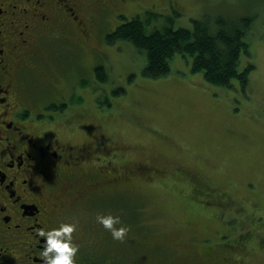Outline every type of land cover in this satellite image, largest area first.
<instances>
[{
  "label": "rangeland",
  "instance_id": "374dc122",
  "mask_svg": "<svg viewBox=\"0 0 264 264\" xmlns=\"http://www.w3.org/2000/svg\"><path fill=\"white\" fill-rule=\"evenodd\" d=\"M242 7L254 17L255 68L245 93L206 83L181 54L174 55L167 74L149 78L143 73L144 54L126 41L109 47L107 57L78 59L83 77H75L72 91L77 100L83 94L84 104L72 108L91 110L74 130L75 139L110 141L117 164L121 159L126 166L144 167L126 186L128 207L136 204L143 225L160 239L177 241L170 251L187 255L181 258L207 234L222 242H246L236 257L264 264V13L258 15L264 0H127L123 9L125 17L149 15L158 27L170 21L191 27L193 18L205 14L243 15ZM121 18L107 21L105 29L112 30ZM96 64L103 65L105 81H97ZM54 82L69 93L67 81ZM37 84L41 108L50 88ZM247 230L250 238L239 239Z\"/></svg>",
  "mask_w": 264,
  "mask_h": 264
},
{
  "label": "flooded vegetation",
  "instance_id": "af4514ba",
  "mask_svg": "<svg viewBox=\"0 0 264 264\" xmlns=\"http://www.w3.org/2000/svg\"><path fill=\"white\" fill-rule=\"evenodd\" d=\"M126 5L127 0H0V264H41V229L76 220L77 264H125L96 214L105 213L109 200L122 201L132 175L144 167H127L121 159L117 164V151L76 140L78 122L67 115L77 104L69 99L75 77L82 78L79 57L110 55L115 44L106 37L105 23L123 16ZM57 78L67 81V95L57 89ZM38 80L50 88L41 108ZM120 210L127 215L126 207ZM217 242L200 247L208 253H201L199 264H241ZM175 244L164 239L148 246L152 251L138 253L139 264L163 256L167 264L176 261L169 250Z\"/></svg>",
  "mask_w": 264,
  "mask_h": 264
},
{
  "label": "trees",
  "instance_id": "16d2710c",
  "mask_svg": "<svg viewBox=\"0 0 264 264\" xmlns=\"http://www.w3.org/2000/svg\"><path fill=\"white\" fill-rule=\"evenodd\" d=\"M138 6H140V4ZM246 6L251 7L250 2H248ZM247 7H242V9H244L242 12H245V14L239 16L232 17L222 14H205L200 18H193L191 27H174L171 21L167 25L165 24L158 27L153 25V21L150 19L149 15L141 16L137 13L131 17L121 15L122 18L120 23L110 30L106 37L111 44L126 41L137 51L142 52L145 58L143 73L149 78H158L167 74L170 70V63L174 55L181 54L190 59V70L192 72L200 73L206 83L221 88L240 90L242 93H245L250 82V73L255 68L252 60L253 53L251 52L250 47L251 42H253L252 34L254 31L252 29L254 28V17L253 14H249L250 11L248 9H245ZM231 8L233 7L231 6ZM250 10L252 12H257L251 8ZM258 13V15L263 16L264 12L258 11ZM110 55L112 54L110 53ZM242 56L243 58H245V56L247 58L242 66H240ZM94 70L98 82L106 80L107 76L102 64H97L94 67ZM80 80L81 85L85 86L87 81ZM69 100L72 103L82 104L81 100H77L73 94ZM63 105L65 106V103H63ZM88 109L89 108H81L78 110L71 109L73 112L71 113V118L73 117L74 120H72V122H78V124L76 122L77 125L74 130H76L79 124L83 121L81 118L85 117V113L88 115ZM99 116L101 117L104 115L100 114ZM72 135L76 137L75 132H73ZM95 143L110 148L113 151L117 150L110 144V141L109 143L106 142V144L98 141H95ZM132 176L136 178V173ZM135 178L131 177V179ZM209 184L210 186H213L212 183ZM114 190L115 188L111 187L104 191L112 192ZM127 190L128 188H126L125 192H122L125 196V200L123 199L118 202L116 199H111L108 201L110 204L107 203L104 205L102 210H104L105 213L112 212L113 214L120 215L121 221L130 226V231L127 233L126 238L123 241H120L114 240L109 230L107 241H109L108 244L113 247L115 246L119 249V252H122V257L120 258H123V263L139 264L143 259H141L140 254L138 253L151 252L152 247L148 246L159 244L163 239H160L159 236H156L155 232L150 231L147 226L143 225L138 216L139 209L135 206L136 204L131 203L133 204L132 208L128 207L130 201H128L129 199L127 195L128 193H131V191ZM125 207L127 209V215H125V213L122 214L120 210ZM212 231L216 234L217 228ZM205 235L207 234L200 236L201 239L198 241L199 243L193 242L196 250L188 254V257L181 258L187 255H177L176 253H172L176 261L171 260L169 264H199L201 253H208L207 248L200 247H206V245L214 246L219 240L212 235L211 237L214 239L211 238V240H207V237L209 236L205 237ZM250 236L251 232L247 230L243 232L241 231L238 238L241 240H248ZM195 240L196 239H193V241ZM219 242L218 245L222 247L224 251L232 253L235 257L239 254L238 250L242 249L246 243L241 244L240 242L236 243L235 241L229 243L220 240ZM177 243L178 242L176 241L175 245H177ZM246 246L249 245L246 244ZM227 247H230V252ZM159 252L158 253L161 254L162 250ZM156 255L157 252L155 255L151 256V258ZM236 258H238V261L241 264H247L243 258ZM165 259L166 257L163 256V259L153 260V262H150L149 264H160ZM162 263L167 264L166 262Z\"/></svg>",
  "mask_w": 264,
  "mask_h": 264
},
{
  "label": "clouds",
  "instance_id": "9594fccd",
  "mask_svg": "<svg viewBox=\"0 0 264 264\" xmlns=\"http://www.w3.org/2000/svg\"><path fill=\"white\" fill-rule=\"evenodd\" d=\"M96 222L110 230L114 240L123 241L130 231V226L121 221V216L112 212L97 213ZM78 223L79 220L61 221L56 227L41 229L40 236L44 238L41 264H77L80 244L74 233Z\"/></svg>",
  "mask_w": 264,
  "mask_h": 264
},
{
  "label": "water",
  "instance_id": "95a60500",
  "mask_svg": "<svg viewBox=\"0 0 264 264\" xmlns=\"http://www.w3.org/2000/svg\"><path fill=\"white\" fill-rule=\"evenodd\" d=\"M92 264H95V263H92Z\"/></svg>",
  "mask_w": 264,
  "mask_h": 264
},
{
  "label": "bare ground",
  "instance_id": "6f19581e",
  "mask_svg": "<svg viewBox=\"0 0 264 264\" xmlns=\"http://www.w3.org/2000/svg\"><path fill=\"white\" fill-rule=\"evenodd\" d=\"M133 150V149H132Z\"/></svg>",
  "mask_w": 264,
  "mask_h": 264
}]
</instances>
